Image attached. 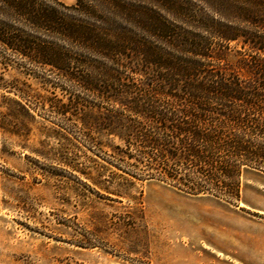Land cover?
<instances>
[{
	"label": "trees",
	"instance_id": "16d2710c",
	"mask_svg": "<svg viewBox=\"0 0 264 264\" xmlns=\"http://www.w3.org/2000/svg\"><path fill=\"white\" fill-rule=\"evenodd\" d=\"M142 2L0 0V115L48 104L73 119L104 160L80 174L105 190L136 178L237 200L242 171L264 173V13L233 24ZM34 67L65 99L27 81L48 82Z\"/></svg>",
	"mask_w": 264,
	"mask_h": 264
},
{
	"label": "rangeland",
	"instance_id": "374dc122",
	"mask_svg": "<svg viewBox=\"0 0 264 264\" xmlns=\"http://www.w3.org/2000/svg\"><path fill=\"white\" fill-rule=\"evenodd\" d=\"M143 1L154 11H222L233 24L236 11L264 13V0ZM32 70L49 77L29 76L33 87L65 96L68 83ZM30 112L0 115V264H264V173L244 169L237 200L136 178L105 190L80 174L104 160L74 120L48 104Z\"/></svg>",
	"mask_w": 264,
	"mask_h": 264
},
{
	"label": "crops",
	"instance_id": "0c3cea01",
	"mask_svg": "<svg viewBox=\"0 0 264 264\" xmlns=\"http://www.w3.org/2000/svg\"><path fill=\"white\" fill-rule=\"evenodd\" d=\"M261 252L264 254V244H263V246L261 247ZM253 264H258V263H253Z\"/></svg>",
	"mask_w": 264,
	"mask_h": 264
}]
</instances>
